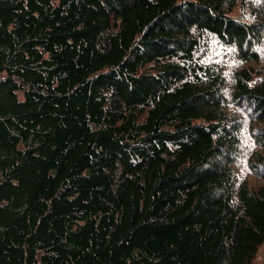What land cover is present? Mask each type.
Returning a JSON list of instances; mask_svg holds the SVG:
<instances>
[{
  "label": "trees",
  "instance_id": "16d2710c",
  "mask_svg": "<svg viewBox=\"0 0 264 264\" xmlns=\"http://www.w3.org/2000/svg\"><path fill=\"white\" fill-rule=\"evenodd\" d=\"M263 45L264 0H0V264H252Z\"/></svg>",
  "mask_w": 264,
  "mask_h": 264
},
{
  "label": "rangeland",
  "instance_id": "374dc122",
  "mask_svg": "<svg viewBox=\"0 0 264 264\" xmlns=\"http://www.w3.org/2000/svg\"><path fill=\"white\" fill-rule=\"evenodd\" d=\"M239 14H241L240 9H236L232 13V16H238ZM217 52H218L219 56L217 55ZM259 52L264 54V45H263L262 50H259ZM221 53L222 52L219 49L216 50V52H214V54L212 55V58L214 57V59L215 58L218 59L220 57ZM263 57H264V55H263ZM245 66L247 67L248 65H245ZM260 67H263L262 69H264V66H260ZM262 71L264 73V70H262ZM249 140L250 139L247 140L246 137H244V140L242 141V145H241L242 156H247V153L244 150H246V148L251 146V143L249 142ZM240 163H242V166H243V168H240L239 172H238V175H240L241 179L244 178L248 182L250 187L260 186L262 184L261 181H259L255 178L251 177L250 175H248V171L245 168V159L244 158L241 160ZM252 264H264V244L259 248L257 256H256L255 260L252 262Z\"/></svg>",
  "mask_w": 264,
  "mask_h": 264
}]
</instances>
